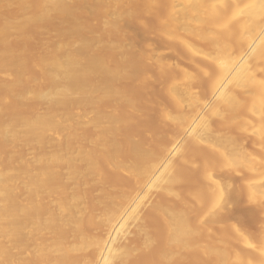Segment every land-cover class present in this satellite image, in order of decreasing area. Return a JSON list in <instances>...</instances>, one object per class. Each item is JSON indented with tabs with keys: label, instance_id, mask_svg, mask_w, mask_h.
<instances>
[{
	"label": "bare ground",
	"instance_id": "6f19581e",
	"mask_svg": "<svg viewBox=\"0 0 264 264\" xmlns=\"http://www.w3.org/2000/svg\"><path fill=\"white\" fill-rule=\"evenodd\" d=\"M243 137L264 152V0H0V264H225L210 183L252 159L264 199ZM188 140L232 152L227 180Z\"/></svg>",
	"mask_w": 264,
	"mask_h": 264
},
{
	"label": "rangeland",
	"instance_id": "374dc122",
	"mask_svg": "<svg viewBox=\"0 0 264 264\" xmlns=\"http://www.w3.org/2000/svg\"><path fill=\"white\" fill-rule=\"evenodd\" d=\"M126 32V39L128 43H132L136 41L134 37L138 35L139 28L137 25H131L127 27ZM151 43H154L155 45H158L156 40L151 39ZM169 57H172L173 62L175 61V58L171 55ZM147 63V62H146ZM148 64V63H147ZM182 66L184 68H189L186 64L182 63ZM146 72L149 74H154V68L151 66L145 67ZM150 86H144L140 92V101L137 103L138 108H142L145 106V104L142 102V98L144 94L148 91ZM159 90V91H158ZM161 89L157 87V91L159 92L160 96L168 99V96L166 93H161ZM154 105H157V101L154 103ZM41 109H38L40 111ZM154 114L157 113L156 107H154ZM204 120L209 121L211 124H217L220 122L219 116L213 115L211 113H206L204 115ZM201 120H197L195 125L199 126ZM144 125V124H143ZM142 125V126H143ZM233 133V132H232ZM139 137L142 139L148 141L150 140L151 136L150 134L145 131L142 128L138 131ZM173 135H178L177 133H173ZM162 141H165L169 144L172 143V138H170L166 132H164L161 136ZM246 144L248 143L246 138H242ZM188 142V143H187ZM185 143V148H183L184 152L186 151V154H190V152H208L210 153V166H215L218 169V172H221L223 174V177L219 175V178L222 179V181L227 180L226 174L232 173V167L231 163L233 160V154L232 152H227L224 155H217L214 148L219 144L216 140L214 142H210V148H208L206 145H201L194 147L193 150L191 149V143L190 140H188ZM209 146V145H208ZM191 149V150H190ZM187 150H190L187 151ZM34 152L33 149H29L28 153L32 154ZM247 155H253V157L256 156H263L264 152L261 151L258 147L252 146L247 144L246 148L243 147V151ZM185 154V155H186ZM199 164L202 165L201 161L198 160ZM254 161L251 159L250 162H248L244 167H242L241 175L237 177L235 176L234 180V186H229L227 183H224L222 186H215L210 183V188L213 190L212 192V201L213 203H217L218 206L222 209L223 213L220 216L219 222L217 224H211L210 223V235L211 238L209 241V245L212 247H222L224 249L225 253V264H263L262 259L264 258V250L260 249L258 251H255L253 245H263L264 242V199H262L261 195L259 198V194L255 193L254 190H252L250 187H247V180H258L262 173H254L249 174L248 168ZM184 167L182 163L178 162V159H174L172 164L168 166L167 174L170 175V178H174L173 175H177L179 172V169ZM225 174V175H224ZM218 178V179H219ZM226 178V179H225ZM250 178V179H249ZM252 178V179H251ZM197 183H201L204 181L202 175H198L196 177ZM221 179H219L221 181ZM224 179V180H223ZM237 181V182H236ZM173 185L176 189L180 190H195L197 185L195 183L191 184L190 187L183 186L182 184L176 181H173ZM238 182L240 184H238ZM246 182V183H245ZM238 186V187H237ZM258 194V195H257ZM173 197V196H171ZM255 206L257 208H255ZM247 208V209H246ZM249 208V210H248ZM248 210L246 212V210ZM245 215H243V213ZM245 211V212H244ZM235 215V216H234ZM242 215V216H241ZM241 217V218H240ZM232 219L234 221H229V219ZM236 225L238 229H240L243 232V241L236 240L235 236V228L232 226ZM230 224V225H229ZM212 226V227H211ZM207 234V230L204 231L202 235V240L207 242L205 239V236ZM241 238V239H242ZM201 240V241H202ZM202 241V242H203ZM255 242V243H254ZM250 243V244H249ZM261 248V246H259ZM182 256V260H189L190 256L189 253L183 250L180 252V255ZM260 262V263H259Z\"/></svg>",
	"mask_w": 264,
	"mask_h": 264
}]
</instances>
